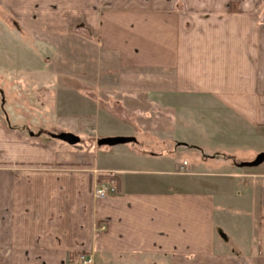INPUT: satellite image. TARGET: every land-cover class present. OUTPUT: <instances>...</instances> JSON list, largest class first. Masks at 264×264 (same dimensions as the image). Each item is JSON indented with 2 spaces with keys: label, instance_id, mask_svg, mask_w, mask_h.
I'll return each instance as SVG.
<instances>
[{
  "label": "crops",
  "instance_id": "1",
  "mask_svg": "<svg viewBox=\"0 0 264 264\" xmlns=\"http://www.w3.org/2000/svg\"><path fill=\"white\" fill-rule=\"evenodd\" d=\"M8 1L16 18L64 22L69 30L80 25L95 41L102 74L89 82L83 77L73 91L85 105L75 109V121L89 118L84 127L90 134L100 121L91 112L94 104L106 119L132 122L145 135L146 147L159 148L170 141L166 131L178 120L164 101L181 97L228 112L241 128L233 132L264 138L261 0ZM42 95L51 101L49 88ZM44 111L46 117L65 118ZM8 117L0 112V264H78L77 254L92 256L94 264H264V173L220 175L235 179L244 191L228 207L233 193L188 190V180H180L184 188L170 190L157 180L162 173L188 178L196 175L193 170L163 172L129 152L122 155V168L112 166L99 160L98 140L77 149L47 132H24L18 127L22 121ZM86 130L60 128L56 135ZM133 134L129 129L99 138ZM217 138L207 133L200 140L212 144ZM145 155L157 157L139 156ZM139 162L152 164L150 179L119 177L143 173L126 168ZM104 183L115 192L95 199L94 187ZM242 217L248 234L231 251L225 238L230 223Z\"/></svg>",
  "mask_w": 264,
  "mask_h": 264
},
{
  "label": "rangeland",
  "instance_id": "2",
  "mask_svg": "<svg viewBox=\"0 0 264 264\" xmlns=\"http://www.w3.org/2000/svg\"><path fill=\"white\" fill-rule=\"evenodd\" d=\"M13 7L8 0H0V112L4 116L7 113L11 122L16 119L22 121L18 127L23 128L24 132L35 135L47 132L52 138L60 128L73 132L78 129L86 130L84 126L88 125L89 118H83L80 122L75 121V109H83L85 105L77 100L73 91L80 87L75 82L82 79L80 82L83 83V77L86 79L85 82H89L102 74L98 69L99 53L95 41L89 37L82 26L81 28L72 27V30L75 29L72 31L64 22L16 18L11 13ZM80 67H84V70H80ZM27 84L30 88H27ZM48 88L51 92L49 102L44 100L42 95V90L46 93ZM112 89L109 87L106 90L109 92ZM164 103L174 108L178 120L176 126L166 131L170 141L159 148L146 147L143 144L145 135L138 132V129L136 132L132 122L128 123L122 117L106 119L103 109L96 108L94 104L90 107L91 112L100 120L93 129L96 133L90 134L86 130L85 134H76L80 142L75 147L82 148L87 141L91 142V138L100 140L99 136L108 135L112 131L132 129L136 140L134 143L100 147L99 160L109 161L110 165L122 168L121 165L126 159L122 155L129 152L138 159L149 160L150 163L155 164L154 168L160 167L163 172H171L175 169L179 171L182 168L180 173L185 174L193 170L196 175L188 178L174 174L167 176L162 173L157 180L163 181L170 190H174L175 186L184 188L186 185L180 180H188L191 181L190 187H185L188 190H205L206 192L209 190L211 194L233 193L231 198H226L227 206L229 207L230 203H238L244 196L241 185H238L235 179L223 178L220 175L228 172L243 177L244 174L249 173H264V163L255 168L238 167L241 163L252 162L257 155L264 152V138L251 137L250 139L249 136L236 132L240 130L233 132L236 128H241L228 116L229 113L215 109L216 107L201 99L175 97L165 100ZM47 109L51 114L52 109L56 110L61 117L65 118L46 117L44 110L47 111ZM207 133L216 135L218 138L212 144L200 140L202 134L205 136ZM222 138L224 141L219 145ZM179 142L195 143L201 149H191L180 145ZM140 153L157 157L139 156ZM202 161L205 163L204 166L200 163ZM184 162L186 165L183 164ZM147 165L145 162H139L126 166L143 173L120 174L119 177L122 180L129 178L148 180L150 176L146 172L152 164ZM167 182L170 186H167ZM104 184L107 185V183ZM238 193L243 194L240 200ZM112 194L110 193L109 196ZM242 218L244 220L240 223H234V225L230 223L231 227L228 229L225 240L229 242L231 251L238 250L235 240L242 243L246 239L249 224L244 217ZM221 229L222 227L217 224L216 234L220 239L224 236Z\"/></svg>",
  "mask_w": 264,
  "mask_h": 264
},
{
  "label": "water",
  "instance_id": "3",
  "mask_svg": "<svg viewBox=\"0 0 264 264\" xmlns=\"http://www.w3.org/2000/svg\"><path fill=\"white\" fill-rule=\"evenodd\" d=\"M53 139L66 143L67 145L74 146L79 143V138L69 133H61L52 136ZM134 138L127 137H114V138H103L97 141V147H114L118 145H124L134 143ZM264 163V152L256 156V158L250 163H241L238 165L239 168H255Z\"/></svg>",
  "mask_w": 264,
  "mask_h": 264
},
{
  "label": "built area",
  "instance_id": "4",
  "mask_svg": "<svg viewBox=\"0 0 264 264\" xmlns=\"http://www.w3.org/2000/svg\"><path fill=\"white\" fill-rule=\"evenodd\" d=\"M115 188L112 185L99 184L93 189L95 199H105L110 193H114ZM78 264H94V260L90 255H81Z\"/></svg>",
  "mask_w": 264,
  "mask_h": 264
},
{
  "label": "trees",
  "instance_id": "5",
  "mask_svg": "<svg viewBox=\"0 0 264 264\" xmlns=\"http://www.w3.org/2000/svg\"><path fill=\"white\" fill-rule=\"evenodd\" d=\"M260 5L262 6V8H264V0H261V3H260ZM112 181V180H111ZM102 183V182H101ZM82 254H77V255H75L76 256V259L74 260V262H78V260H79V258H80V256H81ZM74 256V257H75Z\"/></svg>",
  "mask_w": 264,
  "mask_h": 264
},
{
  "label": "flooded vegetation",
  "instance_id": "6",
  "mask_svg": "<svg viewBox=\"0 0 264 264\" xmlns=\"http://www.w3.org/2000/svg\"><path fill=\"white\" fill-rule=\"evenodd\" d=\"M35 18H36V17H35ZM35 18H34V19H35ZM78 27H79V28H81V26H80V25H79V26H77L76 28H78ZM72 31H75V29H74V30H72Z\"/></svg>",
  "mask_w": 264,
  "mask_h": 264
}]
</instances>
